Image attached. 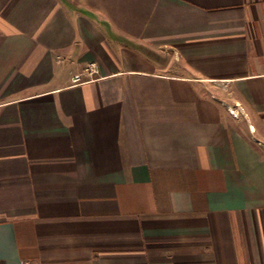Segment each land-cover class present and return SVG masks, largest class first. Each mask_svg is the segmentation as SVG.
Wrapping results in <instances>:
<instances>
[{"label":"crops","instance_id":"1","mask_svg":"<svg viewBox=\"0 0 264 264\" xmlns=\"http://www.w3.org/2000/svg\"><path fill=\"white\" fill-rule=\"evenodd\" d=\"M24 261L264 264V0H0V264Z\"/></svg>","mask_w":264,"mask_h":264},{"label":"built area","instance_id":"2","mask_svg":"<svg viewBox=\"0 0 264 264\" xmlns=\"http://www.w3.org/2000/svg\"><path fill=\"white\" fill-rule=\"evenodd\" d=\"M100 73V67L97 63H91L84 70V72L77 74L73 77V82L76 84H82L87 81L93 80ZM23 264H37L32 261H24Z\"/></svg>","mask_w":264,"mask_h":264},{"label":"rangeland","instance_id":"3","mask_svg":"<svg viewBox=\"0 0 264 264\" xmlns=\"http://www.w3.org/2000/svg\"><path fill=\"white\" fill-rule=\"evenodd\" d=\"M234 104H235V103H234ZM224 108H225L226 112H228V111H227V107H224ZM228 110H230V109L228 108ZM234 114H235L236 116H238L239 119H240L242 122H244V119H242V118H243L242 113L240 114V113H238V112H235Z\"/></svg>","mask_w":264,"mask_h":264}]
</instances>
